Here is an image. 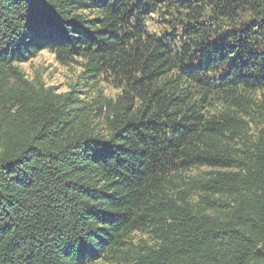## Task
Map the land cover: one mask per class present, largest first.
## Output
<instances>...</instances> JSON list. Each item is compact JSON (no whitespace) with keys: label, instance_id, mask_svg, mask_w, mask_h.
<instances>
[{"label":"trees","instance_id":"1","mask_svg":"<svg viewBox=\"0 0 264 264\" xmlns=\"http://www.w3.org/2000/svg\"><path fill=\"white\" fill-rule=\"evenodd\" d=\"M169 2L181 49L143 26ZM41 50L121 89L105 136L20 74ZM240 90H264V0H0V264H93L139 230L158 244L126 264H264V129L244 143L237 111L207 110L215 93L262 120ZM193 168L198 202L169 194Z\"/></svg>","mask_w":264,"mask_h":264},{"label":"rangeland","instance_id":"2","mask_svg":"<svg viewBox=\"0 0 264 264\" xmlns=\"http://www.w3.org/2000/svg\"><path fill=\"white\" fill-rule=\"evenodd\" d=\"M171 4L172 2H169L166 6L151 7L152 12L145 16L143 26L147 32L155 36L172 37L177 42L176 49H181V43H189L188 40L184 41L183 36L187 17L185 12L177 7L172 8ZM84 65L85 62L82 59H74L70 63L63 64L48 50H41L26 62L17 64V68L23 78L39 91H50L60 96L71 93V97L77 101L75 106L80 109L79 114L84 115V120L89 129L105 136L106 113L103 108H99L100 102L101 100L116 101L121 96V89L117 88L111 76L108 75H102L87 81V84L80 85ZM210 77L214 78L215 75H210ZM236 96L243 99V105L248 108L247 112H251L252 109L250 108L254 104L258 106L264 104V90L254 92L240 90ZM230 102L222 98L221 95L213 93L208 99L207 110L210 114H217L229 108L233 112L237 111L236 114L247 123L244 143L253 141L257 133L264 129V118L260 120L254 112L250 113V117H245L243 112L231 107ZM241 146L240 142L239 147ZM209 171L206 168H193L173 174L171 176L173 186L169 187V194L175 195L179 191H186L189 200L197 203L201 194L191 190L192 181L206 175ZM157 244L155 236L149 230L135 231L129 234L123 249L121 248L122 252H125L124 254L122 252L117 256L108 254L93 264H126L130 256L142 250L156 247Z\"/></svg>","mask_w":264,"mask_h":264}]
</instances>
